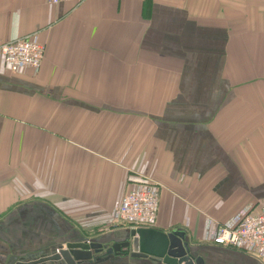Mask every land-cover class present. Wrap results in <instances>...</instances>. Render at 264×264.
Returning a JSON list of instances; mask_svg holds the SVG:
<instances>
[{"label": "crops", "instance_id": "1", "mask_svg": "<svg viewBox=\"0 0 264 264\" xmlns=\"http://www.w3.org/2000/svg\"><path fill=\"white\" fill-rule=\"evenodd\" d=\"M32 33L37 70L0 53V264L73 242L101 245L78 264H164L106 253L145 183L151 227L203 264H261L212 240L264 200V0H0V46Z\"/></svg>", "mask_w": 264, "mask_h": 264}, {"label": "built area", "instance_id": "2", "mask_svg": "<svg viewBox=\"0 0 264 264\" xmlns=\"http://www.w3.org/2000/svg\"><path fill=\"white\" fill-rule=\"evenodd\" d=\"M84 0H46L49 4ZM7 69L18 72L24 68L37 70L44 56V45L36 33L11 39L0 46ZM158 209V189L152 184H141L124 192L115 210L117 221L132 228L151 227ZM213 243L253 254L264 264V200L244 214L233 226L218 225Z\"/></svg>", "mask_w": 264, "mask_h": 264}, {"label": "water", "instance_id": "3", "mask_svg": "<svg viewBox=\"0 0 264 264\" xmlns=\"http://www.w3.org/2000/svg\"><path fill=\"white\" fill-rule=\"evenodd\" d=\"M125 248L132 257H152L164 264H203L199 255L188 244L181 231L164 232L153 227H136L128 231L125 240L114 242L108 248V254H121ZM101 250L96 242H73L59 245L38 259L15 264H38L45 261H58L60 264H78L93 258V252Z\"/></svg>", "mask_w": 264, "mask_h": 264}, {"label": "rangeland", "instance_id": "4", "mask_svg": "<svg viewBox=\"0 0 264 264\" xmlns=\"http://www.w3.org/2000/svg\"><path fill=\"white\" fill-rule=\"evenodd\" d=\"M17 227L19 229L21 228V230H23L24 228H26V222L24 220L21 222H18ZM14 244H15L16 250L17 251L20 250L18 252V254H15L14 258L17 259V257H20L21 255L26 256V252L22 251L23 249H26V236H24V237L16 236L15 240H14ZM19 254H21V255L18 256Z\"/></svg>", "mask_w": 264, "mask_h": 264}]
</instances>
